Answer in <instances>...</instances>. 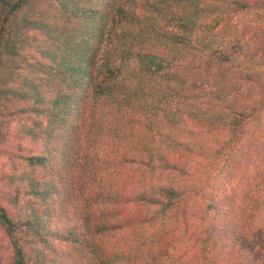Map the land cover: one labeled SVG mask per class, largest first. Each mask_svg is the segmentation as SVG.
<instances>
[{"label": "trees", "instance_id": "16d2710c", "mask_svg": "<svg viewBox=\"0 0 264 264\" xmlns=\"http://www.w3.org/2000/svg\"><path fill=\"white\" fill-rule=\"evenodd\" d=\"M252 8L0 0L5 264H264Z\"/></svg>", "mask_w": 264, "mask_h": 264}, {"label": "rangeland", "instance_id": "374dc122", "mask_svg": "<svg viewBox=\"0 0 264 264\" xmlns=\"http://www.w3.org/2000/svg\"><path fill=\"white\" fill-rule=\"evenodd\" d=\"M233 25L237 30L246 29L249 33H253L256 30H260L262 26H264V10L252 8L247 10L246 12L240 13L236 15L233 19ZM14 123L11 131H13L16 127ZM31 152L33 151V146ZM9 160L6 156L0 155V175L3 171H6L9 168ZM9 191L8 186L0 177V200L3 204L7 205L5 197L7 192ZM9 255L8 248H7V241L4 238L2 232L0 231V264H5L7 257Z\"/></svg>", "mask_w": 264, "mask_h": 264}]
</instances>
